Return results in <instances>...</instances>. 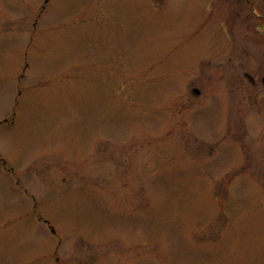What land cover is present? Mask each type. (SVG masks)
<instances>
[{
  "label": "rangeland",
  "instance_id": "374dc122",
  "mask_svg": "<svg viewBox=\"0 0 264 264\" xmlns=\"http://www.w3.org/2000/svg\"><path fill=\"white\" fill-rule=\"evenodd\" d=\"M231 4L0 0V264H264V93L216 98L260 0Z\"/></svg>",
  "mask_w": 264,
  "mask_h": 264
},
{
  "label": "flooded vegetation",
  "instance_id": "af4514ba",
  "mask_svg": "<svg viewBox=\"0 0 264 264\" xmlns=\"http://www.w3.org/2000/svg\"><path fill=\"white\" fill-rule=\"evenodd\" d=\"M250 1L252 2V0H232V4L226 9L224 15H221L222 10L219 12L220 18H223V20L220 19V23L223 21L227 24V27H230L232 24L237 22V17L239 19H241L243 15L247 18L252 17L251 12H246L249 10L252 11V4ZM254 6V12H256L257 9L260 11V13H255L256 15L254 16L256 17L255 25L258 28V33L260 34L258 39L261 38L263 40V44L259 40V43L262 44L263 51L261 52V55L228 54L224 63L222 62V58L219 57V60L216 63V69H218L219 74L218 78L228 75L226 80H218L216 84V98L218 104L223 106V110L229 109L230 101L227 97L225 98V94H227V92L231 98L240 99H250V97H253V94H255V90L260 89L259 91L264 93V85L262 82L264 79V0H260V4H254ZM231 17L233 18L229 21L228 19ZM227 67L228 69H226ZM262 96L264 99V95ZM241 101L242 100H238L239 103ZM255 101L257 103L260 102L258 99ZM262 102H264V100H262L261 103ZM260 109L261 106L259 105L255 107L258 115H260Z\"/></svg>",
  "mask_w": 264,
  "mask_h": 264
},
{
  "label": "water",
  "instance_id": "95a60500",
  "mask_svg": "<svg viewBox=\"0 0 264 264\" xmlns=\"http://www.w3.org/2000/svg\"><path fill=\"white\" fill-rule=\"evenodd\" d=\"M263 82H264V79H263ZM197 93H199V92H197Z\"/></svg>",
  "mask_w": 264,
  "mask_h": 264
}]
</instances>
